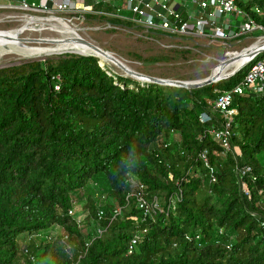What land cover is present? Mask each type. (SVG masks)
<instances>
[{"label": "trees", "instance_id": "trees-1", "mask_svg": "<svg viewBox=\"0 0 264 264\" xmlns=\"http://www.w3.org/2000/svg\"><path fill=\"white\" fill-rule=\"evenodd\" d=\"M234 2L264 31V0ZM262 51L192 88L125 76L90 53L0 67V264H264V93L233 95L223 154L209 133L220 117L209 100ZM206 111L211 118L199 121ZM169 130L179 132V150L150 146ZM98 172L121 217L99 219L104 232L87 239L67 211L73 190ZM130 175L144 207L126 193ZM52 224L62 232L20 244Z\"/></svg>", "mask_w": 264, "mask_h": 264}, {"label": "rangeland", "instance_id": "rangeland-1", "mask_svg": "<svg viewBox=\"0 0 264 264\" xmlns=\"http://www.w3.org/2000/svg\"><path fill=\"white\" fill-rule=\"evenodd\" d=\"M5 1L7 0L0 1V3ZM121 13H126V11L122 8ZM29 15L59 19L68 27L74 29L75 32L71 34V39L76 37V35L84 38L110 52L129 69L163 79L189 81L202 79L211 73L220 59L227 56V51L237 53L251 42L261 38L264 39V31L259 29H254L246 35L229 41L199 37L184 39L169 37L159 32H144L140 28L132 27L131 25H128L129 28L123 27V29L119 28L118 25L109 28L104 27L105 16L93 13H83L78 16L76 13H71L70 10L42 12L22 10L14 7H0V32L18 27L23 23L22 18ZM45 25L41 29L22 31L18 35V40L30 48H49L50 44H52L51 38L61 37V34L48 29L47 24ZM47 38L50 41H47ZM62 52L76 53L71 51L28 53L12 46H3L0 47V67L42 60L44 58L54 59L56 54ZM98 58L100 62L106 64L113 71L137 79L107 58H102L99 55ZM219 69L220 67H216L214 72ZM161 142L169 144L173 150H179V132L169 130L158 136L154 142L150 143V146L156 147ZM234 149L238 152L236 147ZM257 156L259 162L264 164V151L258 153ZM126 193L128 196L133 197L135 202L136 198L141 194V187L134 176L130 175L127 180ZM71 200L73 218L77 222L81 233L87 239L104 232V226L100 220L111 219L113 210H117L115 215L121 217L120 208L110 195L107 181L101 172L92 175L85 187L74 190L71 193ZM260 205L264 206V203ZM90 210H93L95 216L89 212ZM59 232H62V229L57 225L51 227L44 234H39L35 237L38 239L51 238ZM62 241L64 242V239ZM20 244L24 245L25 242L20 241ZM39 261H43V259Z\"/></svg>", "mask_w": 264, "mask_h": 264}, {"label": "built area", "instance_id": "built-area-1", "mask_svg": "<svg viewBox=\"0 0 264 264\" xmlns=\"http://www.w3.org/2000/svg\"><path fill=\"white\" fill-rule=\"evenodd\" d=\"M0 7L42 12L70 10L78 16L83 13L100 14L121 20V23L106 20L104 27L118 25L123 29L131 25L144 32H159L169 37L184 39L199 37L229 41L246 35L254 29L263 30V27L254 22L244 9L235 4L234 0H7L0 3ZM122 8L126 13H121ZM251 9L257 13L261 11L256 5H253ZM262 40L263 38L257 41ZM228 52L233 51H227V56ZM242 92L264 93V51L246 67L236 84L218 93L210 101L211 111L215 110L220 117L214 124L211 123L209 133L220 145L222 154L230 147L229 127L236 113V107L232 105V97ZM210 118L207 111L198 114L199 121ZM205 156V150H203L202 159L205 160ZM248 169L249 166L246 164L237 167L238 176ZM213 180L214 177L211 176L210 181ZM241 187L246 191L244 182H241ZM173 196L177 198L178 194L174 193ZM136 203L139 207H144L146 204L141 196L136 198ZM167 207L172 209L173 202L168 203ZM113 211L112 216L117 213V210ZM67 213L73 217V207L69 208ZM140 235L141 232H137L130 239L128 252L131 251L132 244L139 240Z\"/></svg>", "mask_w": 264, "mask_h": 264}, {"label": "bare ground", "instance_id": "bare-ground-1", "mask_svg": "<svg viewBox=\"0 0 264 264\" xmlns=\"http://www.w3.org/2000/svg\"><path fill=\"white\" fill-rule=\"evenodd\" d=\"M21 19V18H20ZM22 24L18 27L6 31L0 32V47L3 46H12L20 51L28 52V53H50V52H60V51H71V52H89L91 49L86 44H83L81 42H78L77 40L71 39V34H74V29L71 27H68L65 23H63L59 19L55 18H43L38 16H25L22 18ZM54 21V22H50ZM20 22V21H19ZM47 24L48 29L57 31L61 34V37H54L52 39V44H50L49 48H43V49H34L30 48L18 40V35L24 31V30H36L41 29ZM47 28V27H46ZM77 36V35H76ZM52 37V36H51ZM69 39V41H67ZM50 41V39L47 38V41ZM76 43V44H75ZM75 44V45H74ZM73 45V46H71ZM239 51V53L235 52H228V56L232 54V59L228 61L227 63L220 65H216L213 68V72L216 69V67H220V69L217 71L219 74H224L225 72L229 71L232 67L238 65L244 58H245V51ZM92 51V50H91ZM3 52V51H2ZM8 52V51H7ZM102 58L103 55L99 54ZM42 56V55H41ZM126 66L125 64H123ZM127 67V66H126Z\"/></svg>", "mask_w": 264, "mask_h": 264}, {"label": "water", "instance_id": "water-1", "mask_svg": "<svg viewBox=\"0 0 264 264\" xmlns=\"http://www.w3.org/2000/svg\"><path fill=\"white\" fill-rule=\"evenodd\" d=\"M34 39L40 40L38 38H34ZM72 39L77 40L78 42L86 44L88 47H90L92 52L89 51L86 53H90V54H93L96 56H98V53L103 55L104 58H107L112 63L117 65L119 68L123 69L125 72L129 73L130 75H133L137 79L154 81V82H158V83H162V84H171V85H176L179 87H186V88L198 87V86H201L203 84H206V83H209L212 81H216V80L221 79V78H225L228 75L232 74L234 71L238 70L242 65H244L251 56H253L254 54H256L262 50H264V39L262 41H259V42L258 41L253 42V43L242 48V49H244L243 51H245V58L238 65L232 67L229 71L225 72L224 74H219L218 72L211 71L210 74H208L206 77H204L202 79L189 81V80H180V79H163V78H159V77H155V76H151V75L142 74L140 72L131 70L128 67L124 66L123 63L120 60H118L116 57H114L110 52L100 48L99 46L95 45L94 43H92V42H90L84 38H81L79 36L73 37ZM238 53L239 52H237V54ZM79 54H85V53L79 52ZM231 59H232L231 56H226V57L220 59L217 64L221 66L222 64L227 63Z\"/></svg>", "mask_w": 264, "mask_h": 264}, {"label": "crops", "instance_id": "crops-1", "mask_svg": "<svg viewBox=\"0 0 264 264\" xmlns=\"http://www.w3.org/2000/svg\"><path fill=\"white\" fill-rule=\"evenodd\" d=\"M0 1H3V0H0ZM13 1H15V0H13ZM54 226H57V225L56 224H52L49 228L44 229L45 231L38 230V231H33V232H30V233L22 234L20 239H19V241L26 242L28 238H33L35 241H38V238L35 237L36 235L44 234L45 232L49 231V229L51 227H54Z\"/></svg>", "mask_w": 264, "mask_h": 264}]
</instances>
